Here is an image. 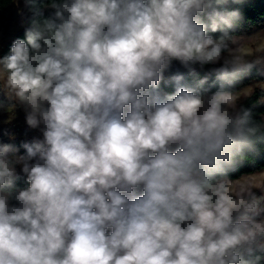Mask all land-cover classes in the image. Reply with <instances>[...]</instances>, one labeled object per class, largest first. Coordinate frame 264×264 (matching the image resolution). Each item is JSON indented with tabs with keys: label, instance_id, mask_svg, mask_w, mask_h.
I'll return each mask as SVG.
<instances>
[{
	"label": "clouds",
	"instance_id": "obj_1",
	"mask_svg": "<svg viewBox=\"0 0 264 264\" xmlns=\"http://www.w3.org/2000/svg\"><path fill=\"white\" fill-rule=\"evenodd\" d=\"M244 2L25 0L0 108L39 136L0 143V264H264V184L230 176L260 150L232 88L261 61L222 59Z\"/></svg>",
	"mask_w": 264,
	"mask_h": 264
},
{
	"label": "rangeland",
	"instance_id": "obj_2",
	"mask_svg": "<svg viewBox=\"0 0 264 264\" xmlns=\"http://www.w3.org/2000/svg\"><path fill=\"white\" fill-rule=\"evenodd\" d=\"M32 11L25 5V0H13L7 7L0 6V43L4 45L12 41L15 34L25 27ZM229 49L222 54V59L230 55H242L250 61H261L257 65L264 75V28H251L241 36L233 37L228 42ZM219 66V65H218ZM254 91L264 92V81H252L238 95L237 106ZM4 97V96H3ZM7 101L5 100V104ZM38 131L31 130L25 122L22 107L6 106L0 108V141L13 143L17 146L23 141H31L38 137ZM24 151L23 148L20 149ZM251 183L264 184V169L245 175ZM259 193V190H256Z\"/></svg>",
	"mask_w": 264,
	"mask_h": 264
},
{
	"label": "trees",
	"instance_id": "obj_3",
	"mask_svg": "<svg viewBox=\"0 0 264 264\" xmlns=\"http://www.w3.org/2000/svg\"><path fill=\"white\" fill-rule=\"evenodd\" d=\"M13 0H0L1 7L9 6ZM35 4L37 7L40 6L41 0H35ZM229 8H239L243 13V19L240 22L239 26L235 30V32L231 33L232 38L241 36L251 28L263 27L264 28V0H245L243 4H232L228 5ZM47 15V13H46ZM34 19L33 12L31 16L28 18L26 25L24 28L19 30L12 41H8L4 45L0 43V56L8 54L10 51V47L13 41L16 38H24V31L27 26H29L30 22ZM219 36V33L214 34ZM227 50L224 51V53ZM218 66V65H217ZM212 65L205 66L201 69L199 66H196L195 75L189 74L187 70L182 68L179 64H174L172 71L167 75H171L172 72H182L186 77L187 81L190 83H194L197 79L203 78L208 75V84L212 86V91H215L219 84H215V76L211 75L209 69ZM167 78V76H166ZM252 81H264V75L262 74L261 69L256 66L253 67L250 72L244 75L240 80L236 82L232 91L234 93L240 92L244 87L248 86ZM163 86V85H162ZM168 90H171L170 88ZM0 101L5 102V98L2 94H0ZM238 109H248L251 112V121L260 127V131L258 132L255 142L259 146L258 153H247L243 158L242 162L237 166L236 170L230 173L232 178H237L242 175H248L254 173L256 171H260L264 169V92L263 91H254L251 95L246 97L240 104ZM0 143H6L4 141H0ZM21 186L24 185V181L21 180Z\"/></svg>",
	"mask_w": 264,
	"mask_h": 264
}]
</instances>
